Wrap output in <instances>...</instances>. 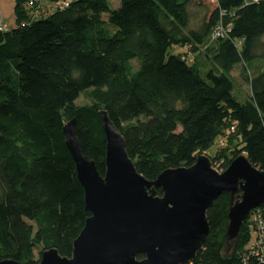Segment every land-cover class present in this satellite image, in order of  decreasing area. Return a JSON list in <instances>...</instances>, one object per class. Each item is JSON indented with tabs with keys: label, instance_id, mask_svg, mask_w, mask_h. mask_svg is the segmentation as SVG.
Returning a JSON list of instances; mask_svg holds the SVG:
<instances>
[{
	"label": "trees",
	"instance_id": "16d2710c",
	"mask_svg": "<svg viewBox=\"0 0 264 264\" xmlns=\"http://www.w3.org/2000/svg\"><path fill=\"white\" fill-rule=\"evenodd\" d=\"M59 1L14 0L16 27L0 32V262L38 264L52 248L70 257L90 216L62 135L72 119L100 176L101 110L148 181L193 166L220 139L207 156L212 167L223 172L245 153L264 171V0H119L116 9L109 0H68L61 9ZM44 3L56 8L37 19ZM191 5L204 10L196 30H188ZM219 23L228 32L211 41ZM173 46L183 52L170 55ZM236 65L249 86L242 103L233 96ZM83 94L90 104L76 105ZM229 198L207 210L209 234L189 264H245L247 220L232 254H222Z\"/></svg>",
	"mask_w": 264,
	"mask_h": 264
},
{
	"label": "water",
	"instance_id": "95a60500",
	"mask_svg": "<svg viewBox=\"0 0 264 264\" xmlns=\"http://www.w3.org/2000/svg\"><path fill=\"white\" fill-rule=\"evenodd\" d=\"M98 116L106 142L103 176L80 151L75 119L62 128L90 216L70 257L52 248L41 253L38 264H189L209 234L207 210L223 193L230 198L222 254L230 256L249 214L264 206V171L242 153L219 173L203 154L189 168L168 169L148 181L137 172L106 111ZM158 188L161 196L155 195Z\"/></svg>",
	"mask_w": 264,
	"mask_h": 264
},
{
	"label": "rangeland",
	"instance_id": "374dc122",
	"mask_svg": "<svg viewBox=\"0 0 264 264\" xmlns=\"http://www.w3.org/2000/svg\"><path fill=\"white\" fill-rule=\"evenodd\" d=\"M111 6L113 9L118 8L120 1L119 0H109ZM14 5L15 2L14 0H0V22H2L3 25H5L9 30L14 29L16 27L15 24V15H14ZM55 5H50V4H42V14L37 16V19H45L47 18L52 12L55 10ZM189 15H190V24L188 27V30H196L199 27V24L201 23L202 17L204 15V10L202 8H199L195 5L189 6ZM182 49L177 46H173L169 49L168 53L170 55H178L182 53ZM132 67L137 68V63L136 61H132ZM256 63H248V73H252V69L254 68ZM242 70L241 65H236L232 71V76L234 77L235 80V85H236V90L234 89L233 91V96L237 99L239 102H244L246 97L249 96V86L248 84L242 79L240 76V72ZM90 104V100L86 97V95H81L77 100H76V105H86ZM218 140L215 141L214 145L212 148H210L207 152L206 155L210 158H213L216 150L218 149ZM224 146V145H223ZM217 172L221 173L218 164L213 167ZM248 221V231H249V242L253 241L254 235L252 233L253 227L251 225V217L247 219ZM247 247V246H246ZM39 250H36L35 253L37 254Z\"/></svg>",
	"mask_w": 264,
	"mask_h": 264
},
{
	"label": "built area",
	"instance_id": "2783aa9c",
	"mask_svg": "<svg viewBox=\"0 0 264 264\" xmlns=\"http://www.w3.org/2000/svg\"><path fill=\"white\" fill-rule=\"evenodd\" d=\"M31 4V3H29ZM56 6L58 8H67L69 6V1L64 0L62 2H57ZM7 27L0 22V32L6 31ZM228 29L225 28L221 23L217 24L211 34V41L226 36ZM220 146L224 145V141L220 139L218 141ZM249 217H251V225L253 227V241L249 242L247 247L241 252L240 256L243 262L246 264L251 260H256L258 262L264 261V206L253 210Z\"/></svg>",
	"mask_w": 264,
	"mask_h": 264
}]
</instances>
